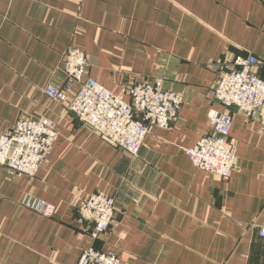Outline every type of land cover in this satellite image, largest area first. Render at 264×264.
<instances>
[{"label":"crops","instance_id":"1","mask_svg":"<svg viewBox=\"0 0 264 264\" xmlns=\"http://www.w3.org/2000/svg\"><path fill=\"white\" fill-rule=\"evenodd\" d=\"M71 47L87 77L130 100V87L162 82L184 97L178 118L154 128L138 156L118 148L51 98ZM249 52L264 79V0H0V136L19 119L47 116L58 136L35 175L0 164V264H76L93 245L128 264H264V133L235 107L229 180L187 153L207 132L222 71ZM80 88L74 85V91ZM115 197L110 229L94 239L80 205ZM32 195L51 216L26 207Z\"/></svg>","mask_w":264,"mask_h":264},{"label":"built area","instance_id":"2","mask_svg":"<svg viewBox=\"0 0 264 264\" xmlns=\"http://www.w3.org/2000/svg\"><path fill=\"white\" fill-rule=\"evenodd\" d=\"M87 56L78 47H71L64 61L63 87L44 89L51 98L67 102V109L85 126L117 146L138 156L146 137L156 127L168 128L177 118L184 102L181 93L164 87L157 80H145L132 85L130 100L115 94L98 80L87 75ZM260 59L249 52L238 57L234 65L220 73L213 96L224 105V110L210 113L207 132L187 153L193 164L229 180L237 167L235 144L231 140L235 107L247 118H258L264 133V79L257 73ZM80 88L74 91V85ZM58 136L55 120L47 116L19 119L0 136V164L8 166L13 175H35L52 153ZM26 207L51 216L55 205L32 195L22 200ZM81 215L94 222L92 237L105 234L115 219V197L95 192L81 203ZM264 239V221L255 224ZM76 264H128L114 249L104 251L90 245Z\"/></svg>","mask_w":264,"mask_h":264},{"label":"rangeland","instance_id":"3","mask_svg":"<svg viewBox=\"0 0 264 264\" xmlns=\"http://www.w3.org/2000/svg\"><path fill=\"white\" fill-rule=\"evenodd\" d=\"M219 79V78H218ZM120 256V255H119Z\"/></svg>","mask_w":264,"mask_h":264}]
</instances>
